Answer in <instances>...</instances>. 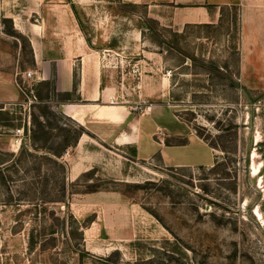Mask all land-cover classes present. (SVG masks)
Here are the masks:
<instances>
[{
    "label": "rangeland",
    "instance_id": "obj_1",
    "mask_svg": "<svg viewBox=\"0 0 264 264\" xmlns=\"http://www.w3.org/2000/svg\"><path fill=\"white\" fill-rule=\"evenodd\" d=\"M65 1L74 3L119 100L139 114L149 103L172 105L211 146L215 164L166 167L159 156L137 161L127 149L126 159L106 152L108 160L69 179L81 155L74 149L80 125L57 110L64 97L52 79H25L32 50L0 15V32L23 46L0 48V60L8 52L18 61L14 78L23 89L19 104H0V264H264V48H244L253 67H242L238 8L223 10L215 25L177 31L142 5ZM37 94L50 100L23 107ZM33 115L53 124L45 151L32 138L34 130L42 136ZM67 143L75 145L61 158L49 154ZM161 154L169 165L213 161L193 139Z\"/></svg>",
    "mask_w": 264,
    "mask_h": 264
},
{
    "label": "crops",
    "instance_id": "obj_2",
    "mask_svg": "<svg viewBox=\"0 0 264 264\" xmlns=\"http://www.w3.org/2000/svg\"><path fill=\"white\" fill-rule=\"evenodd\" d=\"M121 1L145 6L153 19L177 31L191 25H215L223 10L238 8L242 67H253L247 61L250 54L244 48H264V0ZM0 15L11 22L15 33L27 39L32 50L33 71L41 76V81L52 79L57 96L69 94L71 97L57 102V110L84 129L74 146L76 153L81 155L71 161L69 179L75 180L108 160L105 159L108 154L126 159L127 149H132L134 160L148 161L159 156L166 167L215 164L211 147L190 133L187 125L175 115L172 105L149 103L139 114L119 100L120 92L105 74L100 55L88 46L71 3L65 0H0ZM0 48L23 46L17 39L0 32ZM3 57L0 60V104H15L22 99L14 78L18 61L12 53L6 52ZM261 62L264 66V52ZM154 94L156 96V92ZM164 132L167 137H176L179 141H164ZM158 133L163 136L155 139ZM192 139L208 147L212 162L207 165L179 160L170 162L171 165L164 162L161 154L164 149L185 147ZM110 159L116 162V158L111 156ZM112 161L104 164L105 170H111Z\"/></svg>",
    "mask_w": 264,
    "mask_h": 264
},
{
    "label": "trees",
    "instance_id": "obj_3",
    "mask_svg": "<svg viewBox=\"0 0 264 264\" xmlns=\"http://www.w3.org/2000/svg\"><path fill=\"white\" fill-rule=\"evenodd\" d=\"M132 5V4H130ZM71 8L73 9L77 19H78V14L76 12V9H75V6L74 4L71 3ZM8 21V20H7ZM10 22V21H9ZM197 26H207V25H197ZM81 28V27H80ZM45 83H48V82H45ZM60 96L64 97V98H61L62 101H67L69 100V94H61ZM35 97L40 100H42L43 102L47 103L50 99L47 97H41L39 94L35 95ZM39 111H40V114L41 116L45 117L47 114H50V110H49V106L47 104H43V106H40L39 107ZM2 112V110H0V113ZM33 121H34V125L35 127H37V129L41 132V137L38 135L37 131L34 130L32 133H33V140L34 141H39V139L41 138L42 139V143H43V146L42 147H38L39 149H42L45 151L46 149V144L49 140L52 139L53 135L51 133V130L50 128L53 126V124H51L50 122H45V123H42L39 119L38 116H35L33 115ZM7 120V118L5 119ZM58 128L59 131H63V132H68V130L66 128H62L60 126H56ZM84 129L82 126H78L77 128V136H76V140H75V143L78 142V139L80 138L81 134L83 133ZM75 143H67L65 145H63V147H61L60 149H57L51 153H49L52 157H55V159H59L63 156V152L66 148L70 147V146H74ZM211 147V146H210ZM47 152H50L48 151L47 149ZM52 157H49V159H51Z\"/></svg>",
    "mask_w": 264,
    "mask_h": 264
},
{
    "label": "built area",
    "instance_id": "obj_4",
    "mask_svg": "<svg viewBox=\"0 0 264 264\" xmlns=\"http://www.w3.org/2000/svg\"><path fill=\"white\" fill-rule=\"evenodd\" d=\"M25 79H30V80H34V81H41V76L34 72V71H28L24 74ZM16 85L18 86V88L20 89V91L23 92V89L21 88V86L18 84V82L16 81ZM36 101V97L31 95L30 97H28L25 101V103L23 104V107L25 108H29L31 107L32 104H34Z\"/></svg>",
    "mask_w": 264,
    "mask_h": 264
},
{
    "label": "bare ground",
    "instance_id": "obj_5",
    "mask_svg": "<svg viewBox=\"0 0 264 264\" xmlns=\"http://www.w3.org/2000/svg\"><path fill=\"white\" fill-rule=\"evenodd\" d=\"M78 213V212H77ZM82 214V213H81ZM89 229V228H88ZM98 230V229H97Z\"/></svg>",
    "mask_w": 264,
    "mask_h": 264
}]
</instances>
